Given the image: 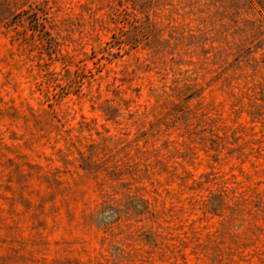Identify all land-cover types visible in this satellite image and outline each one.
I'll return each instance as SVG.
<instances>
[{
    "label": "rangeland",
    "instance_id": "rangeland-1",
    "mask_svg": "<svg viewBox=\"0 0 264 264\" xmlns=\"http://www.w3.org/2000/svg\"><path fill=\"white\" fill-rule=\"evenodd\" d=\"M0 264H264V0H0Z\"/></svg>",
    "mask_w": 264,
    "mask_h": 264
}]
</instances>
